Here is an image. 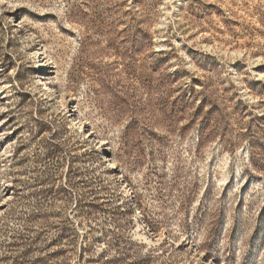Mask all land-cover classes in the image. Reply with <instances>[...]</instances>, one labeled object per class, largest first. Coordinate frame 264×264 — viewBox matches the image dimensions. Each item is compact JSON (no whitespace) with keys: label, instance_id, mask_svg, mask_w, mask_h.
Segmentation results:
<instances>
[{"label":"rangeland","instance_id":"obj_1","mask_svg":"<svg viewBox=\"0 0 264 264\" xmlns=\"http://www.w3.org/2000/svg\"><path fill=\"white\" fill-rule=\"evenodd\" d=\"M0 264H264V0H0Z\"/></svg>","mask_w":264,"mask_h":264}]
</instances>
